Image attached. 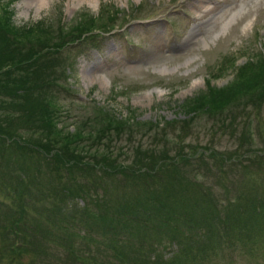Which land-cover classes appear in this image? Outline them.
I'll return each instance as SVG.
<instances>
[{"label":"rangeland","instance_id":"1","mask_svg":"<svg viewBox=\"0 0 264 264\" xmlns=\"http://www.w3.org/2000/svg\"><path fill=\"white\" fill-rule=\"evenodd\" d=\"M0 6L14 28L53 32L41 44L20 31L12 40L0 33V58L8 55L7 69L21 82L13 99L0 92L9 115L0 110V123L10 120L25 141L32 130L19 122L26 116L19 107L34 118L51 107L55 130L83 145V163L69 170L7 152L13 171L0 179V264H194L201 245L217 254L204 252L206 262L197 253L199 264H264L263 247L254 248L264 246L255 231H264V75L247 78L261 81L259 90L220 112L186 107L206 81L225 89L238 67L264 56V0ZM20 169L28 177L12 193ZM21 209L26 241L10 253L2 228Z\"/></svg>","mask_w":264,"mask_h":264},{"label":"trees","instance_id":"2","mask_svg":"<svg viewBox=\"0 0 264 264\" xmlns=\"http://www.w3.org/2000/svg\"><path fill=\"white\" fill-rule=\"evenodd\" d=\"M10 18H11L10 13L4 7L0 6V33H4L8 35L11 38V40L13 38V34L15 35L19 31H20L19 33L27 34L29 35V37H32L31 38L32 40L36 38H41L42 40L39 41V44L44 43L46 41L47 34L53 35V32L49 27H46L45 29L44 28L41 29V27H39L38 22L30 26L31 29H35L39 27L38 29H35V30H26L24 29V27L14 28V26L11 25ZM86 22H88V19L84 20L82 24L85 25ZM84 31H89V30L85 29ZM44 32H47V34H44ZM6 61H9L8 55H5L3 56V58H0V92L6 93L8 90H10L9 93L8 94L6 93V94L7 96H9L10 99H13L10 97V94H11L10 92L16 91V89L18 88V84L20 86L21 82L13 79V77L11 76L12 75V72H11L12 70L10 69L11 66L10 68L7 69V65L9 63H5ZM259 61L262 66L259 63H256ZM263 66H264V56L263 55L259 60H254L252 63H245L241 65L240 67H238V73H237V76L235 77V79L237 80L233 83L234 86L230 84L225 89L217 88V87H209L206 81L205 82L206 90L202 91L200 94L189 99L190 106L188 104L186 105V107H188L187 112L206 111V113L208 114H212L214 112H220L226 105L235 103L237 100H239L244 95L256 93V91H258L261 86L260 85L261 81L255 82V83L249 82V84L246 81H247V78L250 81V78L252 76H258L256 74L263 76L264 75ZM1 79H4V80H1ZM47 106L48 104H46V107ZM19 108H20V111L22 109L26 110L24 114L26 116L22 117L23 115H19L18 117L19 122H21V124L24 125L25 128H29L32 131L28 139L24 141V138L22 139L19 137L20 138L19 140L17 137L18 135H16V132L10 128V124H11L10 120L3 119L4 120L3 123H0V147H2L0 149V179H2V176L6 179V177H8V175L12 173L13 171L8 167V164L12 163L11 162L12 159L7 153L9 151L20 150L21 155H26L27 157H30L32 159L36 155H40V156L42 155L43 157L42 158L40 157L42 161L41 164H44L46 166L49 165V168L51 171L52 169L53 170H65V169L69 170L71 167L75 166L77 163H83V159L81 160L82 151H83L82 143L79 142L78 144L71 145V138L73 134L62 133L60 129L55 130L54 120L53 118H49L51 107H49L50 110L47 109L46 111V112H49L48 115L46 113L41 112L37 118H34V116L32 115L33 112L28 107L25 106V107H19ZM0 110L4 116H7L9 118V115L7 114L8 112H6V110L3 109L1 103H0ZM115 124H119V123H115ZM32 133L39 135L40 139L34 138L32 136L33 135ZM43 137L45 138V140L43 139ZM33 139H36V140H33ZM6 146H12L13 148L5 151V148H7ZM52 161H57L60 166L59 167L51 166L50 163ZM37 164L38 166H40L39 163ZM205 164H207V159L203 161V165ZM16 172L17 174H19L20 179H17L16 181H12V183H14L13 186L12 185L10 186L12 193H17L18 190H20L21 188L20 182L22 178L28 177L27 172L23 169L17 170ZM0 186L4 188V183H0ZM38 194L39 193H35L34 197L38 198ZM28 200L30 201L31 199H28ZM259 205H262L261 207L264 208V199L259 200ZM22 206L28 207L27 202L19 201V203L17 204V207H22ZM23 214H24L23 210L22 209L19 210L18 213L16 212L15 215L12 216V219L10 220L9 224L6 226V229L8 230H5L4 228H2V230L5 231L3 236L6 242V248L9 247V249H6V250H10V253H12V250L14 248H19L17 247L18 241L22 237L24 238L23 243L25 245L24 241H26V237H24V235H26V232L24 231L25 227L23 226L25 225V223H23L22 220H26V219H25V216H23ZM261 228L263 227L261 226ZM261 228L257 227L255 230L257 232L256 234H259L260 236H262L260 237V240L264 239L263 237L264 231ZM249 234L250 233H248V235ZM185 237H187V233ZM12 244H14L15 247L12 246ZM211 245L213 244H210L209 246ZM254 245H257V246L260 245L258 247L257 246L254 247L256 251L261 250L260 247H263L262 249H264V246H262L261 241H260V244H254ZM205 247L206 246L201 245L197 248H193L194 252L192 254L196 256L193 258L194 264H199V259H197V253H199L202 256V258L206 259V262H208L212 256H216L217 251L212 249V247L208 249H206ZM188 249L189 247L187 248V253H188ZM230 249L231 250L237 249V250H240L238 251L239 253H244V249L241 250V247H239L236 244H232ZM245 249L247 250V248ZM204 252H206L207 255H210V258H207V255H203ZM168 253L174 255V252H172L171 250L168 251ZM187 253H184V254H187ZM175 254L178 256V258H181L182 256V253L180 252H176ZM248 254L250 255V253ZM254 255H257V254H253V256ZM262 256L264 258V255ZM168 257L166 258L168 259ZM178 258H176V260H178ZM173 263L174 261L172 260L171 262L167 264H173Z\"/></svg>","mask_w":264,"mask_h":264},{"label":"bare ground","instance_id":"3","mask_svg":"<svg viewBox=\"0 0 264 264\" xmlns=\"http://www.w3.org/2000/svg\"><path fill=\"white\" fill-rule=\"evenodd\" d=\"M35 1V0H34ZM199 1V0H198ZM216 1V0H215Z\"/></svg>","mask_w":264,"mask_h":264}]
</instances>
